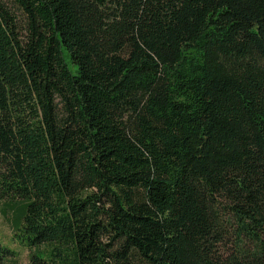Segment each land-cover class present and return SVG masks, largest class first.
<instances>
[{
  "label": "trees",
  "instance_id": "16d2710c",
  "mask_svg": "<svg viewBox=\"0 0 264 264\" xmlns=\"http://www.w3.org/2000/svg\"><path fill=\"white\" fill-rule=\"evenodd\" d=\"M0 202L27 264H264V0H0Z\"/></svg>",
  "mask_w": 264,
  "mask_h": 264
},
{
  "label": "rangeland",
  "instance_id": "374dc122",
  "mask_svg": "<svg viewBox=\"0 0 264 264\" xmlns=\"http://www.w3.org/2000/svg\"><path fill=\"white\" fill-rule=\"evenodd\" d=\"M66 61L71 70H74L75 66L72 64L71 60L66 55ZM20 202H17V205ZM13 211L7 208L5 203L0 202V240L1 243L9 247L13 254L8 256L3 264H27L29 258L30 250L24 246L19 245L13 239L14 227H13ZM46 248V244H41L39 249L42 250Z\"/></svg>",
  "mask_w": 264,
  "mask_h": 264
}]
</instances>
